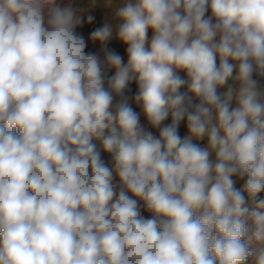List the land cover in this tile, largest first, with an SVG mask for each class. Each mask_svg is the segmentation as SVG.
Instances as JSON below:
<instances>
[{"label": "clouds", "instance_id": "clouds-1", "mask_svg": "<svg viewBox=\"0 0 264 264\" xmlns=\"http://www.w3.org/2000/svg\"><path fill=\"white\" fill-rule=\"evenodd\" d=\"M98 5L0 0V264H264V0Z\"/></svg>", "mask_w": 264, "mask_h": 264}, {"label": "trees", "instance_id": "trees-1", "mask_svg": "<svg viewBox=\"0 0 264 264\" xmlns=\"http://www.w3.org/2000/svg\"><path fill=\"white\" fill-rule=\"evenodd\" d=\"M108 9H100L97 11V13L94 15L96 17V19L93 21V23L91 25L87 24L86 22L84 24H82L78 29L77 31L78 32H82L85 34L86 38H87V35L88 33L90 32V30L92 28H95V27H100L102 26V23H103V18L104 16H106L108 14ZM85 20H86V16H85ZM110 46L111 47H114L116 48L117 50L123 52L124 49L120 46L119 42H117L116 40H113L110 42ZM93 49V46L91 43H89V50H92ZM218 62V61H217ZM185 74H183L184 76ZM131 88H132V92L134 93L136 91V85L135 83H133L131 85ZM185 89H182V91H185ZM133 108L137 111V112H140V108L138 106H136L135 104L132 105ZM142 114V113H141ZM167 123H170V118L168 121H166ZM186 131V122H182L181 123V126H180V129H179V132L181 134V136H183V133ZM158 134V133H157ZM102 158L105 159V161H110V157L107 155V154H104L102 153ZM264 193H262L263 195Z\"/></svg>", "mask_w": 264, "mask_h": 264}, {"label": "crops", "instance_id": "crops-1", "mask_svg": "<svg viewBox=\"0 0 264 264\" xmlns=\"http://www.w3.org/2000/svg\"><path fill=\"white\" fill-rule=\"evenodd\" d=\"M62 2L64 4H71L74 8H76L78 10H86L84 12V17L87 16L88 14L95 15L97 13V11L100 9H107L101 5H98L95 9H89L88 8L89 0H62ZM108 11H109L108 14L106 16H104V18H103V22H104L105 18L110 19L111 15H112L111 9H108ZM151 35H152V32H151V30H149V39L151 38ZM183 74H181V75L183 76ZM183 135H186V131L183 133ZM201 143L202 144L206 143V141L201 142ZM241 184H242V181H238L237 186L239 187Z\"/></svg>", "mask_w": 264, "mask_h": 264}, {"label": "rangeland", "instance_id": "rangeland-1", "mask_svg": "<svg viewBox=\"0 0 264 264\" xmlns=\"http://www.w3.org/2000/svg\"><path fill=\"white\" fill-rule=\"evenodd\" d=\"M110 19H111V17H110ZM92 46H93V45H92ZM93 48H94V46H93ZM180 74H183V73H180ZM141 123L144 124L146 127H148L147 122H146V120H145L143 114H141ZM150 130H152L154 133H156V130H154V129H150ZM156 134H157V133H156ZM117 179H118V178H117ZM142 214H143L144 216H146V217L150 215V213H147V212H142Z\"/></svg>", "mask_w": 264, "mask_h": 264}]
</instances>
